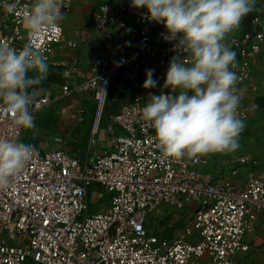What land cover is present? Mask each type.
<instances>
[{"label": "built area", "instance_id": "2783aa9c", "mask_svg": "<svg viewBox=\"0 0 264 264\" xmlns=\"http://www.w3.org/2000/svg\"><path fill=\"white\" fill-rule=\"evenodd\" d=\"M32 2L19 0L14 13L0 7V41L16 49L29 42L24 16ZM65 2L64 17L71 14L73 4L72 0ZM130 4L131 0H106L98 7L92 20L99 34L96 41L103 45L97 65L90 77L74 86L64 85L55 97L64 98L72 92L89 95L94 105V134L105 117L110 90L120 95L126 89L125 83L115 82L123 69L129 70L126 74L132 86L139 88L145 68L157 55H166L165 72L175 54L191 59L189 53L174 49V42L163 38L167 33L163 24L145 19L147 10L143 8L136 11L140 28L134 46L105 38L111 26L126 28ZM93 38L92 31L83 29L67 39L60 22L58 30L32 42L45 49L49 63L56 49L77 50ZM224 43L239 56L231 70L239 78L240 89L253 78L250 65L264 51V17H254L250 31ZM74 70H63L64 77ZM51 101L46 95L35 97L32 115ZM147 102L136 94L107 118L115 146L90 162L71 156L61 138L54 140L59 148L52 150L26 142V129L11 126L10 117L0 112V139H15L35 150L19 174L0 189V264H234L236 255L249 251L244 239L252 231L254 213H264V170L250 172L243 188H237L200 170L216 153L163 160L154 129L142 119L141 110ZM250 108L259 109L255 104ZM238 114L246 124L250 111L241 99ZM82 115L79 104L78 117ZM249 162V157H240L233 165ZM232 174H238V167ZM93 187L98 200L109 202L107 211L88 213ZM190 203L196 206L191 212L185 208ZM165 205L191 215L173 236L162 234L161 225L153 228L149 224L161 218ZM261 262L264 264V253Z\"/></svg>", "mask_w": 264, "mask_h": 264}, {"label": "clouds", "instance_id": "9594fccd", "mask_svg": "<svg viewBox=\"0 0 264 264\" xmlns=\"http://www.w3.org/2000/svg\"><path fill=\"white\" fill-rule=\"evenodd\" d=\"M18 3L3 0L0 7L14 13ZM66 6L65 0H33L24 16L29 42L16 49L0 41V112L10 117L15 128L34 127L30 108L35 97L30 89L48 75L45 49L32 39L58 30ZM254 6L255 0H131V7L147 10L145 19L163 24L167 30L163 38L174 42V49L182 48L191 57H172L163 84L170 93H149L141 110L142 119L155 131L163 160L231 153L239 148L245 129L238 114L239 78L231 70L235 53L224 41ZM153 72H146V89L157 86ZM34 152L29 144L0 139V189L9 185Z\"/></svg>", "mask_w": 264, "mask_h": 264}, {"label": "crops", "instance_id": "0c3cea01", "mask_svg": "<svg viewBox=\"0 0 264 264\" xmlns=\"http://www.w3.org/2000/svg\"><path fill=\"white\" fill-rule=\"evenodd\" d=\"M106 0H72V12L64 17L61 21L65 36L71 39L73 33L78 30L87 29L94 33V38L72 50L67 47L56 49L48 64V75L39 84L30 89L31 94L40 98L49 96L51 102L38 110L34 114V127L26 129V142H34L37 147L52 150L59 148L55 143L56 138H61L66 141L67 152L79 159L81 162H90L95 156L110 152L115 146L114 135L107 130L108 117L115 114L120 109L121 105L128 102L136 94H139L146 101L149 100V93L159 94L160 91L170 93V89L163 88L164 79L166 76V55L161 53L153 58L147 68L154 70L153 79L157 80L155 88L146 89L143 84L146 80L145 75L140 80V87L134 88L132 86V79L127 76L129 70L123 69L117 76L115 82H123L126 84V89L120 95L112 88L109 92L106 106L105 117L102 119V124L97 133L91 130L93 114L83 109V102L89 101L93 104L92 98L89 95L78 96L75 93H70L75 102V107L72 109H64L63 107H55V105L64 98L56 99L64 85L74 86L82 82L92 75V69L96 67L98 59L103 51V45L98 43L94 25L93 15L98 7ZM136 8L131 7L125 14L126 28L118 29L116 26H111L105 32V38H116L121 44L127 46H134L138 37L140 23L137 20ZM256 16L264 17V0H255V6L252 10ZM255 16V17H256ZM74 26L72 33L67 36V28ZM249 28V29H248ZM246 28L240 24L239 28L234 32L229 33L225 40H231L241 37L245 32L250 31L252 23ZM248 29V30H247ZM232 50V49H231ZM235 59L239 56L235 50ZM264 51L258 58L250 65L253 78L250 81L244 82L240 87L241 104L250 111L249 119L245 124V129L239 137V148L231 153H216L210 155L209 164L202 166L200 170L203 173H209L213 176L215 181L225 182L230 181L237 188H243L250 172L260 173L264 170ZM177 54H175L176 56ZM178 56V55H177ZM74 68V72L68 78L63 75V70L67 68ZM35 72H30L29 76L35 77ZM79 104L83 109V115L78 117ZM258 105V110H252V105ZM94 106V105H93ZM52 110L53 116H48L43 111ZM61 113V114H60ZM62 115L61 117L59 116ZM79 118V119H78ZM240 157H249L250 162L244 165H233V162ZM238 167V174L233 175L232 171ZM97 194L95 190L91 189L90 195ZM89 195V198H90ZM94 201L99 205V212L107 211L109 202L107 200H98L95 195ZM181 212L182 217H174L172 221L166 219L167 211ZM163 220L161 225L162 234L166 226L171 228L175 220L180 221L179 225L175 227L169 235L176 234V230L186 221L191 218L190 214L185 211H178L175 208L167 205L163 208ZM188 211V210H187ZM253 228L250 233L245 236V243L249 246V251L239 253L234 257V264H263L261 262V255L264 253V213H254ZM170 220V219H169ZM155 229H152V232Z\"/></svg>", "mask_w": 264, "mask_h": 264}, {"label": "rangeland", "instance_id": "374dc122", "mask_svg": "<svg viewBox=\"0 0 264 264\" xmlns=\"http://www.w3.org/2000/svg\"><path fill=\"white\" fill-rule=\"evenodd\" d=\"M73 28H74V26H70L69 25V27L67 28V32H66L67 36H69L72 33V29ZM74 104H75V102L72 99V97L71 96H68L64 100H60L55 105V107H60L61 106L64 109H72V108L75 107ZM52 110L53 109H51V110L49 109L47 111H43L42 113L43 114L46 113L48 116H53L54 114H52ZM60 114H59V116L61 117L62 115H60ZM25 140H26V135H25ZM92 190H96V188L93 187ZM92 194L93 195L92 196L90 195V198H89V209H88V213L89 214H92V213H95V212H99V205L96 204V201H94V198H95V195L96 194H94V193H92ZM185 208H186V210H188L189 212H191V211H193L196 208V206L193 203H190ZM166 213L167 214L165 216H166V219L168 221H172V219L174 217H182L183 216L181 212L178 213V212L172 211V210L171 211H167ZM162 221L163 220L161 218H156V219H152L150 221L151 223H149V224L153 225V228H154L155 226L157 227ZM25 264H30V263L29 262H26Z\"/></svg>", "mask_w": 264, "mask_h": 264}, {"label": "trees", "instance_id": "16d2710c", "mask_svg": "<svg viewBox=\"0 0 264 264\" xmlns=\"http://www.w3.org/2000/svg\"><path fill=\"white\" fill-rule=\"evenodd\" d=\"M255 16H256V14H255L254 12L251 11L247 16H245V17L242 19V21H241L240 24H242L243 26H245L246 28H248V27L250 26V24L252 23V21H253V19H254ZM248 29H249V28H248ZM248 29H247V30H248ZM83 109L86 110V111H88V112H90L91 114L94 113V106H93V104H91L89 101H87V102H83ZM179 222H180V221L175 220L174 223H172L171 228L168 227V226H166V229L163 231V234H164V235H167V234L169 235V233H170L175 227H177V226L179 225Z\"/></svg>", "mask_w": 264, "mask_h": 264}]
</instances>
